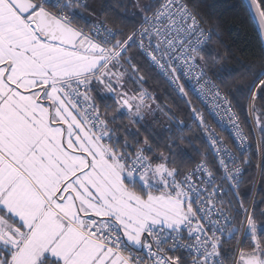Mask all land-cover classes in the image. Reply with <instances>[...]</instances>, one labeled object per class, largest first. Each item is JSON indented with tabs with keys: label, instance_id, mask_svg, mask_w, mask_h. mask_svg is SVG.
Returning <instances> with one entry per match:
<instances>
[{
	"label": "snow or ice",
	"instance_id": "6c2138e0",
	"mask_svg": "<svg viewBox=\"0 0 264 264\" xmlns=\"http://www.w3.org/2000/svg\"><path fill=\"white\" fill-rule=\"evenodd\" d=\"M129 6L113 28L88 0H0V264H264V207L243 190L251 141L264 153V50L229 69L205 55L222 24L206 27L198 0ZM240 7L264 25V0ZM142 72L199 128L191 167L109 115L154 111ZM193 96L227 116L232 147Z\"/></svg>",
	"mask_w": 264,
	"mask_h": 264
},
{
	"label": "trees",
	"instance_id": "16d2710c",
	"mask_svg": "<svg viewBox=\"0 0 264 264\" xmlns=\"http://www.w3.org/2000/svg\"><path fill=\"white\" fill-rule=\"evenodd\" d=\"M242 2L243 0H198L200 11L207 21L205 26L211 27L217 21L222 24L221 34L212 38L206 47L205 55L207 58H213L219 54L225 58L226 66L229 69L239 67L243 62L257 59L261 51L264 50L263 37L257 23L253 17L242 11L240 7ZM121 3L127 4L128 0H95L93 7L88 11L95 16H101V18L106 19L109 27L118 28L121 26L119 21H130L133 10L130 6L127 9L121 8ZM117 12L120 13L119 18L116 17ZM84 14L87 16L88 12ZM141 74L148 80L142 87L156 97L155 101L162 108L163 113L156 112L157 114L151 115L150 118L146 117L140 124H131L125 112L112 111L109 115L117 117V124L131 125L129 129L121 128L119 131L122 134L126 131L135 132L139 129L141 137L147 136L154 144L159 145L160 150L165 154L168 153V146L171 145L172 151L177 154V160H184L191 167L190 161L192 158L199 159L196 149H206L200 130L192 121L191 113L186 110V106L180 98L171 92L168 84L161 77L155 73L150 76L146 72ZM127 87L135 89L137 85L129 82ZM235 91V88H233L234 94ZM192 99L205 117L208 118L211 126L223 138L228 140L226 133L217 129L212 119L196 99L194 97ZM97 104L101 108L105 105L114 107L111 95L106 93L98 96ZM236 110L239 112L240 120L243 122L245 120L244 110L242 108H237ZM251 143L252 147L250 148L249 157L252 160V165L245 176L246 183L243 186V190L247 192L246 205L252 195L259 162L257 142L251 141ZM262 163H264V153H262ZM261 201H264V171H262V168L253 202L259 207H264ZM246 243L247 241H245ZM235 245L236 241H232L231 244H225V249L235 248Z\"/></svg>",
	"mask_w": 264,
	"mask_h": 264
},
{
	"label": "built area",
	"instance_id": "2783aa9c",
	"mask_svg": "<svg viewBox=\"0 0 264 264\" xmlns=\"http://www.w3.org/2000/svg\"><path fill=\"white\" fill-rule=\"evenodd\" d=\"M197 102L204 109V111L209 115V113L213 109L212 99L210 97H207V98H204L203 99V102L202 103L200 101H197ZM209 117L212 119V121L214 122V124L217 127V129H219L221 131H224L226 133V135L228 137V140H229V137L231 136L232 130H231L230 126H227L226 123H225L227 121V116H224V121L225 122H222L221 120L217 119L216 116H210L209 115ZM257 136H258V133H257ZM229 147H232V144H231V141L230 140H229ZM248 156H250V149H249V152H248ZM261 165H262V153L259 152L258 174H257V178L255 180V184H254V187H253V191H252V195H251V198H250L249 203L254 201V197H255V193H256L258 181H259L260 171H261ZM235 247H236V245H235Z\"/></svg>",
	"mask_w": 264,
	"mask_h": 264
},
{
	"label": "rangeland",
	"instance_id": "374dc122",
	"mask_svg": "<svg viewBox=\"0 0 264 264\" xmlns=\"http://www.w3.org/2000/svg\"><path fill=\"white\" fill-rule=\"evenodd\" d=\"M89 3L92 5V7H93V5H94V3H95V0H89ZM158 113V112H161V113H163V110H162V108L159 106V104L155 101V105H154V111L150 114V115H148L147 117L148 118H150V116L151 115H153V114H155V113ZM156 113V114H157Z\"/></svg>",
	"mask_w": 264,
	"mask_h": 264
},
{
	"label": "water",
	"instance_id": "95a60500",
	"mask_svg": "<svg viewBox=\"0 0 264 264\" xmlns=\"http://www.w3.org/2000/svg\"><path fill=\"white\" fill-rule=\"evenodd\" d=\"M255 19V18H254ZM256 23H257V26L261 32V35L263 37V41H264V25H261L256 19H255Z\"/></svg>",
	"mask_w": 264,
	"mask_h": 264
}]
</instances>
